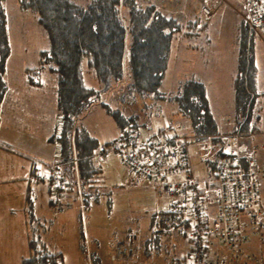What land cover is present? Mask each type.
Here are the masks:
<instances>
[{
	"label": "trees",
	"instance_id": "1",
	"mask_svg": "<svg viewBox=\"0 0 264 264\" xmlns=\"http://www.w3.org/2000/svg\"><path fill=\"white\" fill-rule=\"evenodd\" d=\"M17 1L22 8H33L37 12L49 36L50 47L41 52L43 65L33 71L40 74L42 69L49 68L57 78V109L58 119L62 121V134L60 138H56L57 119L52 134V142L57 148L53 162L58 164L60 173L70 185L69 197H77L81 201L79 215L84 226L86 210L100 197V191H95L93 184L102 172L100 161L108 159L110 155L105 159L97 158L100 140L83 123L94 106L105 107L120 126L121 133L111 142L113 146L125 141L151 139H157L162 149L174 146L173 142L176 146L180 145L175 140L176 130L172 124L151 136L138 134L137 129L141 124L138 113L129 116L122 109L112 107L106 100L109 92L106 91L113 87L114 81L122 82L119 86H127L133 95L139 94L142 99L145 98L143 104L151 102L149 95H163L160 88L173 35L184 27V23L174 16L166 15L155 4L143 6L137 0H91L86 5L74 0ZM6 7V0H0V111L8 92L6 61L11 53ZM124 10H127L128 18ZM188 25L191 30L202 29L196 20L190 21ZM237 30L238 71L234 78V111L237 115L233 119V132L245 133L259 129V96L264 91L258 88L257 34L244 19L238 22ZM87 73L97 79L100 85H89L86 81ZM30 82L40 84L39 80L35 81L33 78ZM161 98L166 99L164 96ZM169 99L176 101L180 118L189 119L191 130L202 136L205 142L210 135L218 134L219 123L205 82L189 78L181 84L179 92L169 96ZM211 142L213 148L206 150L205 161L212 169L213 178L224 152L221 137H213ZM193 147L196 146L192 141L191 152ZM148 151L152 152L150 148ZM206 151H200V154L203 155ZM158 161L162 165L167 163L164 157L158 158ZM50 200L53 205V200ZM172 200L166 196L163 201L171 203ZM158 209L172 212V220L165 231L155 232L156 215L153 214L152 235L146 241L150 248L159 241L158 237L153 236L154 233L165 234L176 228L186 238L189 220L183 212L170 204L164 206L163 203H160ZM35 222L32 212L29 231L31 254L22 259V264H62V254L54 253L45 246ZM80 233L82 247L87 248L84 227ZM138 238L137 236L136 241ZM193 246L194 243L192 246L190 244V248L193 249ZM95 258L100 260L98 255Z\"/></svg>",
	"mask_w": 264,
	"mask_h": 264
},
{
	"label": "rangeland",
	"instance_id": "2",
	"mask_svg": "<svg viewBox=\"0 0 264 264\" xmlns=\"http://www.w3.org/2000/svg\"><path fill=\"white\" fill-rule=\"evenodd\" d=\"M74 1L86 5L91 0ZM137 1L143 6L155 4L159 9H164L168 15L179 16L180 19H178L182 22L187 21V18L194 16L195 13L193 9L188 10L187 6L192 5L197 8L198 4V0ZM6 6L9 34H25L36 38L37 25L43 29V33H46L43 25L37 21L39 17L33 8L24 9L17 0H6ZM182 10L183 13H181ZM124 12L127 17V10ZM184 15L185 18H183ZM218 17H205L202 13L199 24L197 23L202 29L191 30L190 25L184 24L179 32L174 33L168 64L160 88L163 95H149L151 102L143 104L145 98L142 99L139 94L133 95L125 85L119 86L122 82L113 81V87L107 89L106 93L109 92L106 100L112 107L122 109L129 116L138 113L141 123L137 129L138 134L151 136L166 128L170 120L174 118L173 113L177 106L176 101L169 99V96L176 95L181 84L189 78L205 82L215 113L229 117L237 115L234 111L235 96L232 78L238 71L237 24L240 19L235 16L233 24L222 26ZM202 33L203 37H200ZM39 40L41 44L42 39L39 38ZM256 42L258 88L264 91V41L257 39ZM191 57L195 58L191 59ZM206 59L208 65L203 62ZM221 61L223 63L213 65ZM7 62L8 59L6 65ZM30 64L35 66L36 63L31 60ZM40 65H43L41 59ZM34 72L33 69L29 70L28 76L35 81L43 79L48 87L51 86L52 78L49 73ZM86 81L89 85H100V82L88 73ZM162 96L166 99L161 98ZM37 105L39 103L31 104V106ZM258 110L260 116L262 113L264 115V94L259 96ZM42 117H45L43 125H46V115ZM83 123L93 135L99 138L101 147L111 151L108 159L100 161L102 172L93 183L94 190L100 191V197L93 201L86 210L84 226L79 215L80 199L77 197L64 199L63 201L70 206L60 212H56L55 207L48 206L49 197L44 187L46 186L45 181L32 182V177L35 180V174L32 175L30 168L27 167L25 170L16 168L21 161L6 139L9 130H2V141H5L7 145L0 143V264H22L23 256L31 254L30 237L27 230L30 211L38 217V212L45 216V219H39L43 240L52 252H62V264H187L190 262L193 258L190 243L178 233L176 228L165 234L154 233L153 236L158 237L159 241L154 243L153 248L146 243L152 235L150 233L152 216L156 213L159 195H156L154 188L149 186L131 184L126 168L119 163L117 155L112 152L111 142L121 133L114 116L110 115L105 107L96 105L83 119ZM260 126L264 127V124L259 121V128ZM260 140L262 136L256 137L257 142ZM208 142L212 143L211 140ZM262 144L258 143L256 149L261 148L263 151ZM192 153L197 178L199 180L211 178L212 169L205 161L206 152L204 156H201L197 148L193 147ZM50 163L46 164V169ZM160 198L165 199V197ZM132 218L137 219V222L132 223ZM83 227L87 233L85 242L87 248L82 247L83 240L80 232ZM129 232H136L139 237L137 241H134L135 254L126 258H116L115 244L125 240ZM219 250L223 251V247ZM96 255L100 257V260L95 258Z\"/></svg>",
	"mask_w": 264,
	"mask_h": 264
},
{
	"label": "built area",
	"instance_id": "3",
	"mask_svg": "<svg viewBox=\"0 0 264 264\" xmlns=\"http://www.w3.org/2000/svg\"><path fill=\"white\" fill-rule=\"evenodd\" d=\"M235 2L238 6L228 0H216V6L206 5L202 11L205 17H210L223 7L232 8L264 40V0ZM61 124L58 119L56 138L62 134ZM172 125L179 146L173 142L174 146L162 149L157 139H151L120 142L112 147V151L131 171L134 183L141 178L148 180L159 198L173 199L169 203L160 198V203L178 208L188 218L186 239L194 246L191 247L193 258L187 264H264V153L260 156L256 147H248L244 142L247 133L228 131L210 135L208 140L221 137L224 155L220 157L214 177L199 180L194 174L190 143L196 142L200 151L210 150L213 145L208 140L205 142L202 136L188 132L185 123L174 122ZM109 152L100 147L96 156L105 159ZM162 157L166 158L165 165L158 161ZM45 176L50 182L55 211H63L70 206L63 201L69 197L70 185L53 161L45 170ZM158 208L154 229L163 232L171 224L172 212H162ZM137 236L128 233L125 240L116 244L117 258L135 254Z\"/></svg>",
	"mask_w": 264,
	"mask_h": 264
},
{
	"label": "crops",
	"instance_id": "4",
	"mask_svg": "<svg viewBox=\"0 0 264 264\" xmlns=\"http://www.w3.org/2000/svg\"><path fill=\"white\" fill-rule=\"evenodd\" d=\"M230 2L231 4L238 6L235 0H230ZM215 4H216V0H198L197 8L193 7L192 5L187 6L188 10L193 9L195 13H194V16L188 17L187 21L183 23L188 24L192 20H196V22L198 23V21L200 20L199 18L202 16V13H203L202 8L206 5L216 6ZM160 10L163 13H165L164 9H160ZM220 10H222V12ZM220 10L216 11L213 15H211L210 18L219 16L218 17L220 20L219 23L222 26L233 24L235 16H237L240 20H243L240 14L237 13L232 8L223 7V9H220ZM181 13H183V10ZM165 14L168 15L167 13ZM176 18L180 19L179 16ZM183 18H185V15ZM37 21L39 22V24L41 23L39 19ZM207 22L208 21H206V23ZM36 27H37L36 28L37 29L36 38L30 35H25V34H13V35L10 34L9 36L10 45H11V53L8 58L7 72H6L8 92L2 103L1 111H0V116H1L0 143L7 145L5 141H2V138H3L2 130L3 131L9 130V133L6 136V139L8 140V143L12 145L13 151L15 152L16 156L19 158V161H21V163H19V166H17L16 168L17 169L22 168L24 170L27 169V167L30 168L32 175L35 174V180H34V177H32V182H35L36 180L45 181L46 186L44 187H46L47 196L49 197V199H47L48 206L50 205L53 206L52 204H50L51 186H50L49 180L45 176V169H46V164L48 162H52L55 160L56 152H57L56 145L52 142V134L55 128L56 120L58 119V115H59V112L57 109V78L55 74L48 68V69H42L40 74H43V72L45 71L51 75L52 84L50 87L47 86L46 81L43 79H39L40 84H34L30 82L31 78L30 76H28L29 70H32L34 68H39L41 54H42L41 52L50 47L49 36L46 30H45L46 33H43L44 32L42 31L43 29H40L38 25ZM200 37H203V33L200 35ZM200 37H196V38H200ZM39 38L42 39L41 44H39L40 42ZM257 39L259 40L261 38L257 36ZM194 58L195 57H191V59H194ZM31 60H33L36 63L35 66H32V64H30ZM203 62L208 65L207 59L204 60ZM220 63H223V62L222 61L215 62L213 65L217 66ZM197 64L199 65V62H197ZM235 64H236V61H235ZM16 75L18 76V79H16L17 77ZM42 77L43 76L41 75V78ZM234 78L235 77L232 78L233 87H234ZM16 83H18V85H16ZM234 96H235V92H234ZM32 103H39V105L31 106ZM45 115L47 119V124H46L47 126L43 125L45 123V117L41 118V116H45ZM179 115L180 114L177 112V109H176L175 113H173L174 118L170 120L169 124H173L174 122L185 123L187 125V129L189 130L188 132L194 133L191 130V123L189 119L180 118ZM215 116L219 123L218 133L233 131L234 129L233 119L234 117H236L235 114H234V117L232 116L229 117L221 113L219 114L215 113ZM260 122L261 124L262 123L264 124L263 113H262ZM260 127L261 128L257 129L256 131L249 130L248 132H245L247 134L239 131L240 133L245 134L244 142L248 144V147H250V145L256 147L258 143H263L262 145L264 147V127L263 126H260ZM261 136H262V140L257 142L256 137H261ZM193 144L197 148L198 144L196 142ZM3 149L6 150L5 148ZM197 150L200 152L198 148ZM202 151H205V150H202ZM263 151L261 150V148L260 149L258 148V154L260 156L263 155L264 153ZM114 153L117 155L116 152ZM201 156H204V154ZM118 160H119V163L123 167L126 168L127 176L131 184L136 185V186H145V187L149 186L152 189L154 188L151 182H149L148 180H144L143 178L139 179L137 182L134 183L133 181L134 179H133V175L131 171L120 162L119 157H118ZM192 160H193V154H192ZM154 190L155 188L153 189V191ZM263 191H264V179L262 182V197H263ZM155 192H156V195H158L156 190ZM68 198L70 197H66V199ZM38 200L39 199L37 198V201ZM37 201H34V202L37 203ZM159 206H160V198H158L157 200L156 209ZM30 215H31V211H30ZM30 215H29L28 224H27L28 232L30 229ZM38 215L39 217L36 216V214L34 213V217L36 219L35 223L37 225V231L38 233L41 234L42 240H43V235H42L43 232L40 231L41 225L39 224L40 223L39 219H45V216L42 215L41 212H38ZM136 222H137V219L132 218V223H136ZM134 233L137 234L136 232ZM43 242L45 246L48 248L46 241L43 240ZM117 243L118 242H116V244ZM0 251H1V248H0ZM58 253L62 254V252H58ZM24 257L26 256H23V258ZM115 257H116V254H115Z\"/></svg>",
	"mask_w": 264,
	"mask_h": 264
}]
</instances>
